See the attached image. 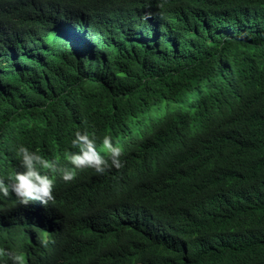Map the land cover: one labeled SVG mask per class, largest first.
I'll return each mask as SVG.
<instances>
[{
	"label": "trees",
	"instance_id": "obj_1",
	"mask_svg": "<svg viewBox=\"0 0 264 264\" xmlns=\"http://www.w3.org/2000/svg\"><path fill=\"white\" fill-rule=\"evenodd\" d=\"M258 67L264 0H0V178L21 145L63 166L76 131L128 137L123 168L55 177L71 207L0 196V248L26 264H264V178L234 160L194 170L208 144L264 156V117L246 126L220 102L251 75L263 96ZM166 129L179 149H160Z\"/></svg>",
	"mask_w": 264,
	"mask_h": 264
},
{
	"label": "clouds",
	"instance_id": "obj_2",
	"mask_svg": "<svg viewBox=\"0 0 264 264\" xmlns=\"http://www.w3.org/2000/svg\"><path fill=\"white\" fill-rule=\"evenodd\" d=\"M72 16L85 13L75 11ZM73 13V12H71ZM87 18V17H86ZM78 22V21H76ZM88 25L86 32L91 31L92 21H84ZM264 71V67L256 68ZM256 76L251 75V80L246 88L245 93L241 96L239 102H236L235 96L224 94L221 97V106L229 113L236 115L240 122L246 126L255 124L259 119L264 117V95L257 94L256 88L252 82ZM264 83V75L260 78ZM202 91V90H200ZM159 115L167 113L169 105L161 102L155 105ZM177 108H174L176 110ZM174 133L173 136L166 138V143H161L160 149L168 152L181 147L180 137L174 129H166ZM73 152L66 153L67 164L61 165L59 159L49 160L39 154V151H32L21 145L17 154L20 157V168L13 176L9 177L10 182H5L0 178V196L9 197L14 193L18 202L27 206L30 202H35L43 207H49L55 210L64 207L69 201H62L53 194L55 187V177L65 187H73L86 183L110 172L112 168L121 169L124 162L121 157H125L128 148V137L124 139L111 137L109 135H99L84 131H76L74 139L71 140ZM263 151H253L250 153L237 152L231 155H224L219 148L213 144H208L198 151L195 156L194 170L198 175L208 176L209 173L217 174L218 170L228 165L232 160L235 162V168L241 172L247 173L254 171L264 178V156ZM130 174H132L130 172ZM225 179H228L225 177ZM65 191V189H63ZM52 203L54 206L48 205ZM78 214V213H77ZM47 246V241L43 242ZM0 257H7L11 264H26L25 257L22 253H15L10 250L0 248Z\"/></svg>",
	"mask_w": 264,
	"mask_h": 264
},
{
	"label": "rangeland",
	"instance_id": "obj_3",
	"mask_svg": "<svg viewBox=\"0 0 264 264\" xmlns=\"http://www.w3.org/2000/svg\"><path fill=\"white\" fill-rule=\"evenodd\" d=\"M76 12H73L72 13V15H74ZM80 19H81V21H85V20H87V18L86 17H84L82 14L80 15ZM48 205H51V206H54L52 203H49Z\"/></svg>",
	"mask_w": 264,
	"mask_h": 264
}]
</instances>
